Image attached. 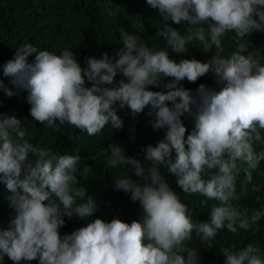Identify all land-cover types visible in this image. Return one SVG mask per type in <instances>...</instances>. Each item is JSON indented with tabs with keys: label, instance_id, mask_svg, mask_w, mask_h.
Returning a JSON list of instances; mask_svg holds the SVG:
<instances>
[{
	"label": "clouds",
	"instance_id": "9594fccd",
	"mask_svg": "<svg viewBox=\"0 0 264 264\" xmlns=\"http://www.w3.org/2000/svg\"><path fill=\"white\" fill-rule=\"evenodd\" d=\"M145 2L161 17L154 35L166 48L146 46L134 25L132 31L119 27L122 46L111 55L85 57L82 67L74 51L57 55L26 43L2 65L7 84L0 79L4 96L23 93L30 117L45 129L59 132L68 124L88 136L109 125L121 130L117 113L127 109L133 120L144 114L154 131L163 130L154 145L143 147L142 158L112 142L102 149L106 169L125 170L112 188L138 204V219L95 218L100 204L87 186L93 165L81 166L88 158L78 149L59 154L32 143L24 119L0 113V202L11 210L0 227V264L5 258L12 264H200L203 248L190 245L194 235L213 249L220 230L249 231L264 218V207L237 203L247 195L237 193L238 177L250 184L264 162V63L249 40L264 33V0ZM229 33H235L236 49L224 56ZM197 42L209 55L205 62L170 57L187 55ZM209 74L215 87L199 84L193 92L183 86ZM165 170L181 192L206 198V220L193 218ZM66 218L82 226L61 235ZM220 254L225 264H264L253 244Z\"/></svg>",
	"mask_w": 264,
	"mask_h": 264
},
{
	"label": "trees",
	"instance_id": "16d2710c",
	"mask_svg": "<svg viewBox=\"0 0 264 264\" xmlns=\"http://www.w3.org/2000/svg\"><path fill=\"white\" fill-rule=\"evenodd\" d=\"M115 11L114 16L108 13ZM161 17L157 10L146 5L145 0H0V79L7 84V79L2 76V65L12 59L14 51L23 44L31 43L41 50H49L59 55L64 49L77 53L78 60L83 67V60L87 56L99 58L101 53L108 52L110 55L122 46L119 37V27L132 31V25L143 33V39L149 48L159 50L166 48L163 42L154 35L156 25L161 23ZM143 25V28H141ZM173 27L182 28L184 25ZM235 33H229L224 38V52L228 56L235 51ZM248 39V38H245ZM249 40L256 48L257 55L264 63V33L255 32ZM189 53L184 56H177L170 52V57L176 59L195 58L205 62L209 55L202 53L197 42L189 45ZM192 47V48H191ZM32 59L31 57L29 58ZM183 86L193 92L199 84L208 87H215L211 75L200 78L196 83L182 82ZM159 90V89H152ZM29 105L24 99V94L7 98L0 91V113H15L22 120V124L28 129L32 143L42 147L53 148L59 154H72L78 149L81 155L88 158L84 163L93 165L94 172L90 174L87 186L89 193L97 198L100 207L95 218H101L110 222L113 218L131 223L138 219L139 206L132 203L128 196L122 192L113 191L112 181L123 175V168L106 169L102 149L107 147L109 142L121 145L128 156L142 158V149L148 144H155L163 136V130L154 131L149 126V118L141 114L132 119L127 113L128 110L118 112L124 122L121 130L114 131L111 126H106L100 133L88 136L85 131L65 124L60 126V131L45 129L38 122L32 120L29 115ZM147 111V110H146ZM185 126L190 130L192 123L184 118ZM261 146L257 145V151ZM168 180L170 187L176 191L183 203L187 204L192 211L193 218L204 221L208 217L210 208L201 205L206 198L199 194L187 195L176 187L175 178L167 175L166 170L162 173ZM132 179H136L132 177ZM243 174L238 177L237 193L246 191L247 195L237 203L241 207L262 208L264 207V162L253 172V180L250 184L243 185ZM5 186L0 184L1 192ZM259 197V201H257ZM110 202V203H109ZM216 203L215 201H210ZM8 204L0 202V227H5L9 220L11 210ZM82 226V221L73 219L68 221L62 228L61 235L70 234L73 230ZM213 249H207L201 241L193 236L191 246H199L200 264H225V258L220 254L226 247L233 249L253 244L260 250L264 257V218L258 225L249 231L238 229L236 234L226 229L220 230L213 240ZM5 264H12L5 258ZM21 264H38L37 261H21Z\"/></svg>",
	"mask_w": 264,
	"mask_h": 264
},
{
	"label": "water",
	"instance_id": "95a60500",
	"mask_svg": "<svg viewBox=\"0 0 264 264\" xmlns=\"http://www.w3.org/2000/svg\"><path fill=\"white\" fill-rule=\"evenodd\" d=\"M214 85H215V83H214Z\"/></svg>",
	"mask_w": 264,
	"mask_h": 264
}]
</instances>
